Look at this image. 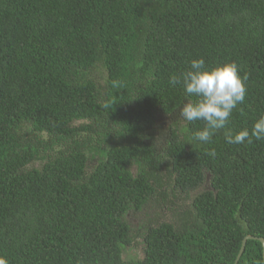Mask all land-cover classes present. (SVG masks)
I'll return each instance as SVG.
<instances>
[{
  "label": "trees",
  "instance_id": "16d2710c",
  "mask_svg": "<svg viewBox=\"0 0 264 264\" xmlns=\"http://www.w3.org/2000/svg\"><path fill=\"white\" fill-rule=\"evenodd\" d=\"M200 57L247 89L207 143L168 83ZM261 114L264 0H0V264H234L264 139L225 138Z\"/></svg>",
  "mask_w": 264,
  "mask_h": 264
},
{
  "label": "clouds",
  "instance_id": "9594fccd",
  "mask_svg": "<svg viewBox=\"0 0 264 264\" xmlns=\"http://www.w3.org/2000/svg\"><path fill=\"white\" fill-rule=\"evenodd\" d=\"M237 65L233 62L217 63L206 66L203 57L192 59L187 70L170 76L168 83L172 87L181 85L189 97H195L184 103L180 115L189 122L204 121L205 127L195 133L194 138L200 142H210L212 130L222 129L228 123L232 112L245 101L247 89ZM108 107L107 104L104 105ZM264 139V114L254 121L251 130L244 128L235 134L226 136L228 144H243L251 138ZM215 157L216 150L206 153Z\"/></svg>",
  "mask_w": 264,
  "mask_h": 264
},
{
  "label": "water",
  "instance_id": "95a60500",
  "mask_svg": "<svg viewBox=\"0 0 264 264\" xmlns=\"http://www.w3.org/2000/svg\"><path fill=\"white\" fill-rule=\"evenodd\" d=\"M249 239L258 240L261 243V246H262V257H263V260H264V241L262 239H258V238H255V237L245 236L243 238L242 242H241V245H240L238 254H237L236 258H235L234 264L238 263V260L240 259L241 255H242V253L244 251V247H245L246 241L249 240Z\"/></svg>",
  "mask_w": 264,
  "mask_h": 264
}]
</instances>
